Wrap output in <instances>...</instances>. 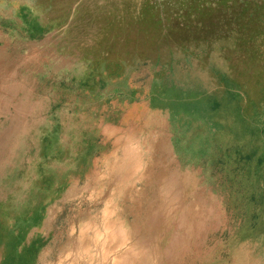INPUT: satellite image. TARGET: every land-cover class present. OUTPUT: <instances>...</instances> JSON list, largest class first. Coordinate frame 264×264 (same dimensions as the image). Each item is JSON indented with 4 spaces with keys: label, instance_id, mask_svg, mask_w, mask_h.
I'll return each instance as SVG.
<instances>
[{
    "label": "rangeland",
    "instance_id": "374dc122",
    "mask_svg": "<svg viewBox=\"0 0 264 264\" xmlns=\"http://www.w3.org/2000/svg\"><path fill=\"white\" fill-rule=\"evenodd\" d=\"M0 264H264V0H0Z\"/></svg>",
    "mask_w": 264,
    "mask_h": 264
}]
</instances>
